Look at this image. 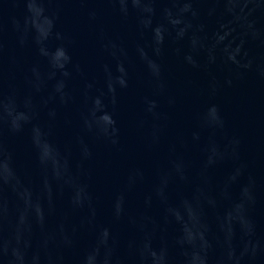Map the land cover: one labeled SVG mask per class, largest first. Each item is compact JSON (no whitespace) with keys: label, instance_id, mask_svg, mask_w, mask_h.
Wrapping results in <instances>:
<instances>
[{"label":"water","instance_id":"95a60500","mask_svg":"<svg viewBox=\"0 0 264 264\" xmlns=\"http://www.w3.org/2000/svg\"><path fill=\"white\" fill-rule=\"evenodd\" d=\"M0 264H264V0H0Z\"/></svg>","mask_w":264,"mask_h":264}]
</instances>
